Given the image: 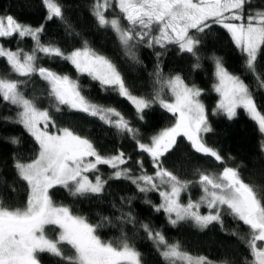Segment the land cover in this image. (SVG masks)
<instances>
[{"label": "snow or ice", "instance_id": "6c2138e0", "mask_svg": "<svg viewBox=\"0 0 264 264\" xmlns=\"http://www.w3.org/2000/svg\"><path fill=\"white\" fill-rule=\"evenodd\" d=\"M41 2L48 21L59 19L70 26L59 0ZM252 4L253 0H93L91 14L100 28L115 34L129 58L137 59L135 49L141 44L165 51L175 45L179 52L196 58L197 68L202 44L199 34H207L213 25H219L244 57V68L254 76L257 87L264 89V71L260 70L264 64V8H253ZM113 9L119 14L106 15ZM44 31L43 25H28L11 14H0V59L8 68L7 73H0V102L16 109L15 118L2 119L22 125L38 146L30 159L18 155L12 158L18 180L27 186L25 204L14 205L6 198L9 188L15 192L16 185L8 186L0 176V185L5 186L4 193H0V264H42L43 253L59 258L63 264H144L143 254L123 227L118 238L104 240L98 230L112 224L108 217L93 223L71 206L56 203L50 191L59 187L74 198L101 196L111 180L129 181L145 195L158 193L161 202L153 207L165 213L173 227L191 223L204 230L218 224L224 230V217L231 216L247 229L231 232L248 250L240 264H264V187L246 182L238 168L226 166L221 153L206 143L204 134L213 129L200 100L202 90L187 84L180 75L164 77L158 64L153 74L158 85L154 94L136 95L117 65L87 41L68 51L42 42ZM13 37L17 41L30 38L31 49H13L3 43ZM160 55L158 52L157 57ZM41 57L66 61L77 73L99 82L105 91H115L130 102L140 120L144 119L145 109L158 104L175 117L174 123L145 142L140 130L121 110L93 102L77 80L42 65ZM214 63L217 82L213 87L220 99L213 115L223 114L231 120L237 109H244L264 136V114L249 84L229 72L220 58ZM34 78L46 85L40 96L26 94ZM41 96H46L47 107L42 106ZM65 108L96 118L131 138L138 151L150 157L154 172L145 170L142 159L136 161L138 169L134 171L129 165L130 155L123 151L104 155L88 136L59 126L56 113ZM180 137L186 138L196 153L222 165V170L197 169L193 179H184L165 167L163 158L178 146ZM10 143L16 145L20 140L11 137ZM260 150L264 152V140ZM100 166L112 171L105 176ZM194 186L202 193L198 200L187 195ZM182 196H186V202ZM202 208L206 213L201 212ZM117 219L121 225L138 223L130 211L121 212ZM139 227L153 242L164 264H231L228 260L193 255L149 223H140Z\"/></svg>", "mask_w": 264, "mask_h": 264}, {"label": "trees", "instance_id": "16d2710c", "mask_svg": "<svg viewBox=\"0 0 264 264\" xmlns=\"http://www.w3.org/2000/svg\"><path fill=\"white\" fill-rule=\"evenodd\" d=\"M59 2L70 26L59 19L48 21L46 9L41 0H0V14H11L28 25H43L45 31L41 37L42 42H51L68 51L82 47L87 41L89 46L110 58L117 65L126 84L136 95L154 94L158 85L155 84L153 74L158 64L164 77L180 75L190 86L194 84L202 90L200 100L205 105L209 123L213 129L204 135L206 143L221 153L225 158L226 166L238 168L246 182L264 187V152L260 150V143L264 139L257 125L240 110L231 120L220 114L213 115L218 102L213 92L216 58L222 60L229 72L239 75L249 84L258 109L264 114V89L257 87L254 76L244 68V57L235 48L225 29L219 25H213L207 34H199L202 37V44L199 49L201 59L198 68L194 66L197 62L196 58L188 53L179 52L175 45H169L165 51L158 46L149 48L141 44L135 49L137 59L133 60L125 54V50L111 30L102 29L97 25L91 14L93 0H59ZM252 7L264 8V0H253ZM114 14H119L117 9L106 13L110 17ZM3 43L13 49L17 46L22 47L26 51L30 50L33 45L30 38L17 41L16 37L4 40ZM158 52L162 53L159 58L157 57ZM40 63L77 80L84 94L93 102L121 110L133 126L140 130V136L145 142L174 123L175 117L158 104L145 109L144 119H138L135 109L127 100L118 96L115 91H105L91 77L78 74L66 61L48 60L46 57H41ZM260 70L264 71V64L260 65ZM7 72L5 61L0 59V73ZM34 80L35 82L27 87L26 94L40 96L46 85L39 78H34ZM165 94L170 97L167 90ZM41 99L43 100L42 106L47 107L46 96H41ZM15 113L16 109L13 106L0 102V176L7 180L8 186L16 185L15 192H11L9 188L6 198L14 205H23L27 199V186L23 181L18 180L12 167V158L18 155L30 159L34 156V150L38 146L22 125L2 119L5 116L15 118ZM56 117L59 126L71 127L78 133L88 136L102 154L108 155L123 151L132 157L129 165L134 171L138 169L136 161L142 159L145 170L149 174L154 172L150 157L140 153L131 138L120 135L115 129L104 125L98 119L70 111L67 108L56 113ZM11 137H17L20 143L11 144ZM163 159L165 167L184 179H193L197 169L218 172L223 167L213 158L196 153L183 137L178 138V146ZM100 167L105 176L112 171L107 166ZM4 189L5 186L0 185V193H4ZM50 191L56 203L71 206L77 214L88 217L93 223L99 222L102 217H108L112 224H107L98 230L104 240L118 238L121 234L120 229L123 227L124 232L132 238L137 249L143 254L144 264H164V262L153 242L139 227L140 223L151 224L156 230L162 231L169 241H179L183 248L193 255H206L218 261L228 260L231 264H240L243 257L248 255L246 245L238 237L231 235L232 231L246 232L247 229L231 216L224 217V230L218 224L210 225L204 230L198 229L191 223H181L173 227L168 223L165 214L162 211L157 212L153 207L160 203L158 193L150 192L146 195L140 193L135 185L126 180L109 181L105 193L101 196L74 198L59 187ZM201 194L200 189L194 186L187 195H190L193 200H198ZM146 200H150L151 203H145ZM182 200L186 202V196H182ZM129 211L138 223L121 225L117 217L121 215V212ZM41 260L42 264H63L59 258L47 253L41 254Z\"/></svg>", "mask_w": 264, "mask_h": 264}, {"label": "rangeland", "instance_id": "374dc122", "mask_svg": "<svg viewBox=\"0 0 264 264\" xmlns=\"http://www.w3.org/2000/svg\"><path fill=\"white\" fill-rule=\"evenodd\" d=\"M118 11V10H117ZM126 23V22H125ZM157 47V46H156ZM153 48H155V47H153ZM215 62V61H214ZM79 74V73H78ZM82 75V74H81ZM214 79H215V82H214V84L217 82L216 81V77H215V63H214ZM99 83V82H98ZM214 84H213V86H214ZM213 92L215 93V95L217 96V98H218V102H219V99H220V97H219V94L218 93H216L215 92V90H214V87H213ZM122 98V97H121ZM217 102V103H218ZM130 103V102H129ZM217 105V104H216ZM14 107V106H13ZM15 108V107H14ZM134 108V107H133ZM215 108H216V106H215ZM215 110V109H214ZM242 111L250 120H252L251 119V117L245 112V110L244 109H237V111ZM220 115H223V114H220ZM223 116H225L226 118H227V116L226 115H223ZM253 121V120H252ZM255 124H256V122L255 121H253ZM257 125V124H256ZM257 127H258V125H257ZM205 135V134H204ZM263 139H264V136H263ZM91 175V174H90ZM156 193V192H155ZM159 195V194H158ZM160 202H161V199H160ZM203 209V208H202ZM201 212L202 213H206V209L204 210V211H202L201 210ZM165 214V213H164ZM165 216H166V214H165ZM167 218V217H166Z\"/></svg>", "mask_w": 264, "mask_h": 264}]
</instances>
